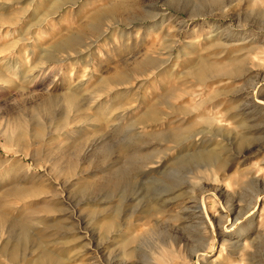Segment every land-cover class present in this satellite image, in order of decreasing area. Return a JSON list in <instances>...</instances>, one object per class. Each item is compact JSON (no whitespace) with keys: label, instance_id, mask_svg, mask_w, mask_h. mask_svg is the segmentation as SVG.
<instances>
[{"label":"rangeland","instance_id":"rangeland-1","mask_svg":"<svg viewBox=\"0 0 264 264\" xmlns=\"http://www.w3.org/2000/svg\"><path fill=\"white\" fill-rule=\"evenodd\" d=\"M0 46V199L12 220L55 207L47 234L68 237L51 247L79 256L68 264H264V0H0ZM75 91L82 109L65 99ZM21 120L27 135L7 141L1 129ZM205 148L221 167L187 158ZM149 202L160 212L140 220ZM95 207L128 222L122 236L101 242ZM26 235L36 239L5 227Z\"/></svg>","mask_w":264,"mask_h":264},{"label":"bare ground","instance_id":"bare-ground-1","mask_svg":"<svg viewBox=\"0 0 264 264\" xmlns=\"http://www.w3.org/2000/svg\"><path fill=\"white\" fill-rule=\"evenodd\" d=\"M106 16H107V14L105 13V17ZM57 46H60V44H56L53 47L50 46L51 48L43 51L42 56H41L42 62L43 61L45 62V61L50 60L52 58V56L55 53L53 54L51 50H53ZM0 49H1V46H0ZM53 59H52V61H53ZM15 63L16 62H14V65H15ZM151 63H152V60L149 58H146L143 61L137 63L135 66L139 67L142 64H151ZM4 64H5V60H0V79L2 78L1 68L4 66ZM121 74L119 77L115 76L114 79L119 80L121 77ZM5 82H7V81H5ZM117 82H121V81H117ZM69 91H70V89H69ZM75 94L77 95L76 91L75 92H69L66 95L65 99H66V101L70 107H74V105H75L73 102ZM54 102H55L54 98H52V97L48 98V101H46L44 106L39 108V110L43 112V110L47 109L49 106H52V104H54ZM75 108L77 110L82 109L83 105H78V106L75 105ZM148 114H149L148 111H145L143 116L147 117ZM189 131L190 130L188 128L186 130V132H189ZM1 133L7 141H10L12 139H17L19 137H23V136L27 135L28 129L23 124V122L21 120V122L17 121L13 124H9V123L5 124L3 126V128L1 129ZM39 134L40 133L37 132V136ZM168 138L174 144L179 145V143H181L185 139V135L182 132H173L170 134V136H168ZM201 138H202V136H201ZM193 140H195V138ZM193 140H191V141H193ZM206 148L204 150L199 149L200 151H197V152L190 154L189 157H187V158L201 161L204 163L205 166L214 165L217 167H221L223 165V161L220 158L217 150L216 149H206ZM187 158H185V159L179 158L180 160L179 161L177 160V161H178V163H180V162L187 160ZM66 171L70 172L71 170L67 169ZM120 178H118L115 181L105 179L102 182L93 180L89 183L84 184L82 186V191L91 192V191H95V190H98L99 188H103V187H107V186L108 187H114L117 184H119L118 182L120 181ZM2 200H4V201H2ZM9 203L6 201V199H3V198L0 199V257L5 258L7 263H9V264H22V263H25V264H68L69 262H72V263L76 262L79 259V256H77V255H73V256H69V257L60 256L57 254L58 252L55 253L54 252L55 250L53 251V249L51 248V247H53V245H56L58 243H60L62 245V244L68 243V241H69L67 239L68 237H63L62 239L65 241L56 242L55 241L56 239L49 238L50 235L47 234V232L50 229H52L55 224L60 223L61 216L58 213H56L57 209L55 207H53L49 203H46L43 206V208L45 211H47V213H50V215L47 214L48 216L46 215V217L43 219H38V220H36V219L35 220L23 219L22 221L18 222V220H12L9 216L10 215V213H9L10 204ZM157 205H158L157 202L156 203L149 202V203L143 205V208L140 211V214L142 216L139 219L141 220L143 218H148V217H151V215H153V214L159 213L160 208H157L156 207ZM197 208L199 209L201 214H203V213L206 214L202 203H200L197 206ZM59 211H61V210H59ZM94 211H95V216H96L94 219H95L97 230L99 231V234H100L99 238H101V242H103V241L107 242L106 240H108V238L111 236L113 237L112 238L113 240L118 236H122V234L124 233V232H122V230L126 229L129 226L127 224L128 223L127 221L122 220L121 218H116V216H115L116 210H105L104 208L95 207ZM231 213H232V211L226 213L227 217H228V221H230V219H232L230 217ZM127 218H128V216L126 218H123V219H127ZM236 218L237 217H235V219L232 221L233 224L236 222V220H237ZM51 219L53 220L54 223H48L51 221ZM7 225L15 227L17 232H18V227L20 230L25 231V232L31 228V229L36 231V237L34 236L36 239L34 241H31V243L28 242L31 239V238H29L30 237L29 235H26L22 239H18V236L15 237L14 239H10L9 237L5 236V227ZM120 225H122V229L117 228ZM111 244L113 245L114 242ZM128 244H129L128 239L124 238V240L122 241V245L126 246ZM65 247L63 246V249H65ZM102 247H103L102 249L105 250L108 248V245L105 246L103 244ZM125 248L123 249L124 254L127 253V250ZM84 264H86V263H84Z\"/></svg>","mask_w":264,"mask_h":264}]
</instances>
